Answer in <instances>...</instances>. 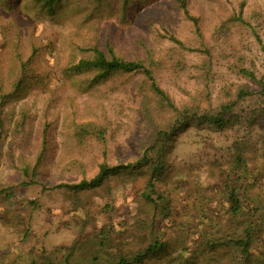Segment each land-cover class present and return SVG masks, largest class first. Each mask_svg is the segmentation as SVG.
I'll return each instance as SVG.
<instances>
[{"label": "trees", "instance_id": "16d2710c", "mask_svg": "<svg viewBox=\"0 0 264 264\" xmlns=\"http://www.w3.org/2000/svg\"><path fill=\"white\" fill-rule=\"evenodd\" d=\"M208 2L211 13L206 14L201 1L174 0L190 25L191 39L159 33L174 46L158 50L142 42L143 50L126 52L99 36L100 22L117 17L128 23L152 0H0L2 157L15 158L16 137L9 132H20L26 120L11 103L35 86L54 94L71 83L85 93L116 80L131 81L127 91L135 96L139 123L131 143L136 153L112 162L108 145L124 124L109 117L71 119L75 156L62 167L79 176L53 187L69 201L68 213L79 222L80 238L56 249L64 251V257L57 260L49 254L39 261L35 254L30 264H73L77 254H86V259L87 252L86 264H264V76L236 41L237 33L255 30V22L264 23V6L248 11L245 1L237 6L230 0ZM25 19L30 21L28 30L23 29ZM70 21L79 28L91 24L92 31L81 41L65 40L64 62L41 73L36 64L39 53L44 47L53 53ZM42 30L52 36L39 42ZM189 52L202 56L201 85L180 104L161 84L160 75L169 67L177 74L185 71ZM218 64L236 78L221 86L219 100L213 88ZM192 130L216 136L233 132L225 144L229 158L216 161L225 174L223 184L204 186L208 194L198 199L206 205L199 209L196 203L188 207L186 197L178 207L174 192L183 188V180L168 185L172 153L180 137ZM242 130L246 134L240 136ZM94 144L100 152L91 151ZM52 149L51 125L46 121L36 160L23 168L21 185L46 186ZM88 153L90 158H85ZM10 190L3 188L6 194L0 197L12 202L15 192ZM184 212L190 214L187 222L182 221Z\"/></svg>", "mask_w": 264, "mask_h": 264}, {"label": "rangeland", "instance_id": "374dc122", "mask_svg": "<svg viewBox=\"0 0 264 264\" xmlns=\"http://www.w3.org/2000/svg\"><path fill=\"white\" fill-rule=\"evenodd\" d=\"M195 1L203 2L206 14L211 13L208 0ZM230 1L233 6L245 1L248 11L259 4L264 6V0ZM173 3L174 0H152L150 6L145 8L141 15H134L130 22L124 24L117 17L102 20L97 29L99 36L113 41L126 52L131 49L143 50L142 42L153 45L158 50L174 46V42L169 37H158L159 33L166 36L175 33L183 39H191L190 25L182 18ZM213 6H217V3H213ZM29 23L28 19L24 20V30H28ZM94 28L96 29V25L93 30ZM254 28L255 30L250 28L237 33L236 41L242 44V50L247 53L249 60L256 62L259 74L264 76V23L258 25L255 22ZM42 31L38 33L39 42L52 36L48 31ZM91 31V24L79 28L70 21L69 26L63 29L64 38L56 41L57 47L53 53L45 47L39 53L36 64L40 72L46 73L60 62H64L68 51L65 40L70 37L81 41ZM186 59L185 71L177 74L175 69L169 67L160 75L161 84L180 104L186 102L189 93L201 85L198 69L202 61L201 54L189 52ZM214 73V94L219 100L221 86L226 81H233L236 78L223 64H218ZM130 85L131 81L123 84L121 80H116L115 84L99 85L81 93L68 83L54 94L35 86L26 95L11 103L20 111V115L26 114V120L20 132L16 133L14 130L9 132L11 137L13 135L16 137L15 158H4L0 151V195L6 194L1 191L7 187L11 188L10 192H15L10 196L12 202L0 197V264H30L35 254L37 256L35 259L39 261L49 254L58 260L64 257V251L60 252L56 249L61 245L70 246L73 241L80 238V226L77 225L79 222L70 212L68 213L69 201L64 198L60 190L53 187L57 182L79 176L78 172L70 173L62 167L64 161L75 156L74 143L70 136V122L76 116L87 115L99 120L109 117L111 121L124 124L123 129L111 139L108 153L112 162L129 159L136 153L131 143L138 136L136 131L139 126L136 122L135 96L127 91ZM46 121L50 122L53 141L52 158L44 179L46 186L43 188L41 183L21 185L23 168L34 164L36 160ZM245 132V130L240 131V136L245 135ZM227 134L216 136L213 133L199 134L192 130L180 137L172 153L173 168L168 180L170 187L177 184L178 180H183V188L174 192L178 207L182 206L184 197L189 201L188 207H192L195 203L198 209L205 206L206 202L198 198L208 194L209 188L223 184L225 174L216 161L222 158V162H225L226 158H229L226 155L225 144L232 140L233 132ZM91 151L100 152L99 145L94 144ZM90 154L84 157L90 158ZM32 199L37 203H31ZM191 200L195 202L192 203ZM182 215L184 222L191 219L188 213L184 212ZM27 229L28 233L25 234ZM89 254L90 252H87V257ZM85 256L86 254H77L73 264H86L88 259L86 257V261ZM204 263L205 261L202 264Z\"/></svg>", "mask_w": 264, "mask_h": 264}]
</instances>
